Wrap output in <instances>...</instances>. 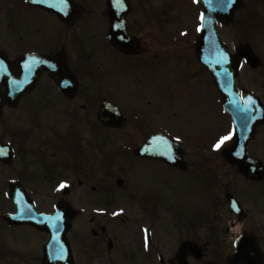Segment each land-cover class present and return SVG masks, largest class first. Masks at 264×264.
Listing matches in <instances>:
<instances>
[{
  "label": "flooded vegetation",
  "instance_id": "obj_1",
  "mask_svg": "<svg viewBox=\"0 0 264 264\" xmlns=\"http://www.w3.org/2000/svg\"><path fill=\"white\" fill-rule=\"evenodd\" d=\"M187 1L0 0V264H43L49 233L16 221V198L52 213L59 202L76 209L80 195L97 211L89 217L92 255L264 264V51L246 26L264 19V2L243 0L232 20L240 31L232 52L252 45L261 58L238 76L253 116L246 177L225 157L236 145L234 122L207 113L210 101L224 114L223 99L196 57L195 33L178 34L183 14L174 6ZM105 102L119 108L122 125L100 119ZM158 133L180 145V165L137 154ZM159 179L171 188L166 199ZM79 216L76 209L71 244ZM26 227L44 239L36 253L21 244ZM134 235L137 250L119 248Z\"/></svg>",
  "mask_w": 264,
  "mask_h": 264
},
{
  "label": "water",
  "instance_id": "obj_2",
  "mask_svg": "<svg viewBox=\"0 0 264 264\" xmlns=\"http://www.w3.org/2000/svg\"><path fill=\"white\" fill-rule=\"evenodd\" d=\"M204 7V19L203 27L201 29V35L199 40L196 42V51L199 60L210 70L215 82L219 86L224 95L225 108L228 113L238 118L239 124L245 125V118H247V106L242 107L237 105L238 100L236 99L238 88H237V73L240 63V57L237 60L231 59L228 49L219 40L217 34V19L229 20L233 15L234 10L239 6L241 0H235L234 3H230V0H199ZM241 55L245 56L247 61L253 62L258 58L253 54L252 50L244 49ZM237 107L243 111H237ZM117 117V115L115 116ZM256 117V116H255ZM114 123H119L115 121ZM247 138H245L246 141ZM166 138L163 135L155 136L151 138L141 150L145 156L164 158L169 161L176 162L173 160V154L169 151L174 150L176 147L172 145H165L160 143L165 141ZM167 142V141H166ZM241 152L244 148H240ZM242 154V153H241ZM230 154H228V157ZM240 163L241 169L244 173L248 174V162L246 160L235 159ZM62 213L66 214L65 220L61 217L58 211L52 217L37 214L34 209L31 210L29 216L32 213L36 214L34 221L40 227L48 228L52 234L51 241L46 246L45 264H56L62 262L63 264H73L70 251L69 243L66 239V232L69 229V210L62 208ZM53 220V222H50Z\"/></svg>",
  "mask_w": 264,
  "mask_h": 264
},
{
  "label": "rangeland",
  "instance_id": "obj_3",
  "mask_svg": "<svg viewBox=\"0 0 264 264\" xmlns=\"http://www.w3.org/2000/svg\"><path fill=\"white\" fill-rule=\"evenodd\" d=\"M262 1L264 2V0ZM158 4L159 6L162 5L160 2ZM173 13L184 15L183 16L184 18L182 17L178 18L179 23L178 25H176V27L180 26L177 28L178 30L181 27L188 28V26L191 25L192 22H194L193 20L194 17L197 16V14L199 15V8L197 7L195 2L190 0V1L185 2L184 4H175ZM190 16H193V19H191ZM257 24L259 25L261 24V22L258 21V19H257ZM192 25L194 26V24ZM219 31L222 32V39L225 40L228 44L232 43L234 40V35L240 32L237 27L234 29L233 25L231 26L228 24L226 26H222V28H220ZM253 34L255 35L254 37L256 39H259L261 41V42L257 41L256 43L257 47L259 48L260 51H264V24L261 28H258L256 31H254ZM187 41H190V37L188 40H185L184 38L183 40L176 42L175 44L176 45H186ZM176 51L178 52V50ZM207 113L208 115H212V116L217 115V118H221L223 115L220 113L219 108L214 106L213 103L210 101H207ZM222 120L223 121H222L221 127L225 128L226 123L224 122L223 118ZM214 129L216 128H213V130ZM213 132L214 131H212L211 133H208L207 139L213 134ZM205 140H206V135H205ZM169 191H171V188L168 187L167 184H164L159 179L158 195L166 199L169 197ZM77 202H78L77 209H79L78 211L82 214L81 216H79V218L76 221L78 224V236L75 239V242L72 244L73 256L77 264H136L134 260L135 258H133V260L129 258H126V260H124L123 258H119L120 255L116 254L115 252L114 254L116 258L114 259H117V260H113L112 262L108 261V259L106 258H113V257L108 256L106 254H104L105 256L92 255L91 242L89 240V238L92 236L91 235V225L89 224V217L92 216L93 213H95V209L91 207L90 203L86 201V198L83 195L79 196V200H77ZM160 216H161L160 217L161 221H166L165 212H161ZM100 219H101V222H106V219H105V216H103V213L101 214ZM124 225H126L125 228L128 227L129 225L128 221L125 222ZM112 227L113 228L116 227L117 229L121 228V226L118 225V222H112ZM3 230L7 231L5 228H3ZM34 231H35L34 229H30L26 227L24 230L25 235L22 236L21 238V240L24 243V244L21 243L22 246L26 245V247L31 248L29 251L34 250L36 247L40 248L41 246L40 242L44 241V239H42L41 237L36 236ZM136 239H137V236L135 235L133 236V238L130 236H126V237L119 239L117 243H118L119 248L137 250L138 244L136 243L137 242ZM34 252L36 253L37 250L35 249ZM140 257H141L140 254H138L136 258L138 262H140ZM142 261H143V264H150L144 259ZM30 264H40V263L30 262Z\"/></svg>",
  "mask_w": 264,
  "mask_h": 264
},
{
  "label": "snow or ice",
  "instance_id": "obj_4",
  "mask_svg": "<svg viewBox=\"0 0 264 264\" xmlns=\"http://www.w3.org/2000/svg\"><path fill=\"white\" fill-rule=\"evenodd\" d=\"M62 2L64 3V4H67V2H68V0H62ZM235 2V0H230V3H234ZM204 19V16H203V14H201V20H203ZM203 27V25H201V28ZM124 37H121V39H123ZM231 138V136H225V137H222L221 139H220V141L216 144V145H214V147H216V148H220L221 147V145L222 144H224V142L225 141H227V140H229ZM177 139H179V137H177ZM66 183L67 182H62L61 183V185H60V187L61 188H63V187H65V185H66ZM122 211V210H121ZM114 215L115 214H117V213H113Z\"/></svg>",
  "mask_w": 264,
  "mask_h": 264
}]
</instances>
